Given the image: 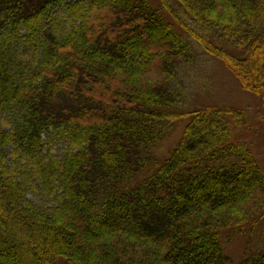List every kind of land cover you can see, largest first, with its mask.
Segmentation results:
<instances>
[{
    "label": "trees",
    "instance_id": "trees-1",
    "mask_svg": "<svg viewBox=\"0 0 264 264\" xmlns=\"http://www.w3.org/2000/svg\"><path fill=\"white\" fill-rule=\"evenodd\" d=\"M68 1L0 0V113L15 122L0 130V264H225L221 232L264 211V167L232 131L245 115L221 107L182 113V135L159 161L184 98L171 84L192 62L165 14L178 7L215 39L192 35L264 107V0ZM62 4L70 30L39 28ZM22 29L44 31L35 70L14 58ZM55 135L70 142L61 160L48 148ZM28 174L54 187L53 205L26 199ZM246 261L264 264V253Z\"/></svg>",
    "mask_w": 264,
    "mask_h": 264
},
{
    "label": "rangeland",
    "instance_id": "rangeland-1",
    "mask_svg": "<svg viewBox=\"0 0 264 264\" xmlns=\"http://www.w3.org/2000/svg\"><path fill=\"white\" fill-rule=\"evenodd\" d=\"M78 1L88 7V0H69L68 2L74 4ZM150 2L156 8H160L158 0H150ZM63 9L64 4L52 11L44 12L40 18L39 28L50 25L55 32L54 34L68 32L70 25L66 20L70 15H67ZM173 10L175 17H170L164 13L165 18L173 23L179 35L189 43L192 62L179 66L178 77L171 84V88H175L174 90L184 98L171 109L172 129L169 131L170 134L155 149L156 156L159 161L163 160L178 142L187 123V119L183 118L182 113L207 107H221L239 113L242 112L245 115L242 120L244 122L243 127H232V131L236 136V141H242L249 147L252 155L263 169L264 107L261 94H257L252 82L242 80L222 60L208 55L192 37L194 34L199 36L206 34L190 20L184 11L178 7L175 9L173 7ZM25 34L27 33L22 29L14 40L16 43L14 58L16 62H20L18 63L20 70H35L43 58L41 44L44 41V31L39 29L32 38H26ZM209 40L214 44L217 42L215 39L213 41ZM222 43L225 44V42ZM226 44L227 53L234 58L241 55L232 46ZM12 71L15 70L12 69ZM181 115L182 117H180ZM14 124L12 115L8 111L0 113L1 131H9ZM69 143V139L64 136L56 137L54 143L48 148L51 150L52 155L61 160ZM11 154L12 149L10 147L6 148L5 155L7 156L8 165L14 167L16 172L20 173L26 165L21 155L14 158ZM28 176L32 186H28L30 191L27 193L26 199L41 209L53 205L54 187L44 190L45 188L35 182L30 174ZM144 177L139 176L137 179L140 180ZM20 181H24V179L21 178ZM262 211L256 214L254 219L242 227L240 231L228 229L221 232L220 241L224 255L227 258L225 264H247L246 260L248 258L264 253V211Z\"/></svg>",
    "mask_w": 264,
    "mask_h": 264
}]
</instances>
